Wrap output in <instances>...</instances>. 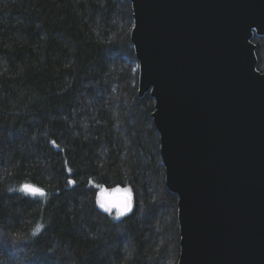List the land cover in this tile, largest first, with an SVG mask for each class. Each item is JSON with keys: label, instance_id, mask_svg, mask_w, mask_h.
Masks as SVG:
<instances>
[{"label": "trees", "instance_id": "trees-1", "mask_svg": "<svg viewBox=\"0 0 264 264\" xmlns=\"http://www.w3.org/2000/svg\"><path fill=\"white\" fill-rule=\"evenodd\" d=\"M132 25L128 0H0V264H177ZM100 187L129 190L130 211L102 209Z\"/></svg>", "mask_w": 264, "mask_h": 264}, {"label": "water", "instance_id": "water-1", "mask_svg": "<svg viewBox=\"0 0 264 264\" xmlns=\"http://www.w3.org/2000/svg\"><path fill=\"white\" fill-rule=\"evenodd\" d=\"M128 1L138 95L154 99L177 196V264H264V0Z\"/></svg>", "mask_w": 264, "mask_h": 264}, {"label": "snow or ice", "instance_id": "snow-or-ice-1", "mask_svg": "<svg viewBox=\"0 0 264 264\" xmlns=\"http://www.w3.org/2000/svg\"><path fill=\"white\" fill-rule=\"evenodd\" d=\"M69 184H72L73 181L69 180ZM22 190L26 193H30L32 195L39 194L41 196L44 195L42 189L35 187L33 185L24 184L22 185ZM113 191H119V189H114ZM128 190L125 189V192ZM104 190L101 189L100 195L97 196V204L104 209L106 212H112L115 211V217L119 218L124 216L126 213H128L132 207V201L130 195H126L122 198L113 199V200H106L104 198Z\"/></svg>", "mask_w": 264, "mask_h": 264}, {"label": "rangeland", "instance_id": "rangeland-1", "mask_svg": "<svg viewBox=\"0 0 264 264\" xmlns=\"http://www.w3.org/2000/svg\"><path fill=\"white\" fill-rule=\"evenodd\" d=\"M101 189L104 190L103 194H112V193H116V192H123V193H126V194L130 195V197H131V194H130L129 190L127 192H125V188H117V189H119V191H113L114 189H106L104 187H100L99 188V195L101 193Z\"/></svg>", "mask_w": 264, "mask_h": 264}]
</instances>
